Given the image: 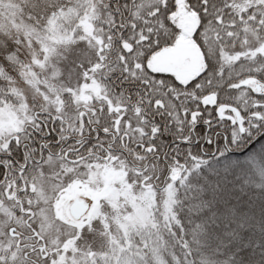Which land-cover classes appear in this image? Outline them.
Segmentation results:
<instances>
[{"label": "trees", "instance_id": "obj_1", "mask_svg": "<svg viewBox=\"0 0 264 264\" xmlns=\"http://www.w3.org/2000/svg\"><path fill=\"white\" fill-rule=\"evenodd\" d=\"M0 1L4 3L0 2L2 105L23 84L25 64L36 46L31 33L58 11L82 0ZM104 3L115 22L110 44L104 46L103 91L125 106L132 128L137 124L145 132L127 130L122 152L123 124L98 117L93 124L110 129L113 138L97 139L95 155L108 154L106 170L112 179L113 167H133L135 180L145 195L153 193L152 198L159 190L146 184L149 177L180 167L173 182L172 206L155 208L151 226L144 228L146 232L138 231L143 254L136 258L137 264H264V142L239 155L264 135V56L241 59L218 70L220 47L238 43L243 25L257 28L255 22H245L246 15L240 16L224 0H188L199 18L192 35L202 62L192 77L178 80L170 73L153 71L147 63L151 53L171 44L178 34L169 18L175 1ZM9 7L16 8L15 15L7 11ZM257 16L264 19L262 13ZM245 76H254L259 84L254 89L233 86ZM20 136L23 140L24 134ZM101 196L93 199L95 204Z\"/></svg>", "mask_w": 264, "mask_h": 264}, {"label": "rangeland", "instance_id": "obj_2", "mask_svg": "<svg viewBox=\"0 0 264 264\" xmlns=\"http://www.w3.org/2000/svg\"><path fill=\"white\" fill-rule=\"evenodd\" d=\"M104 1L82 0L68 10L58 11L46 25L31 33L29 37L36 46L30 62L25 64L23 84L13 91L14 98L0 105L2 144L21 132L26 124H32L36 116L42 118V114H49L68 118L66 110L71 111L68 115L73 116L68 118L71 121L79 117L80 121L87 120L94 125L93 120L105 116L107 123L126 124L130 133L145 132L137 124L132 128L125 106L111 101L103 91L100 75L106 64L102 62L106 55L104 46L110 44L115 22L113 12ZM174 1L169 18L178 28V34L171 44L151 53L147 63L153 71L187 80L197 73L202 62V53L192 35L199 18L189 7L188 0ZM224 1L240 16L245 14V22H255L257 28L243 25V36L238 43L220 47L219 72L238 60L264 56V19L257 16V12L264 15V0ZM7 11L16 14L15 7ZM257 84L254 76H245L233 86L254 89ZM137 113L134 109L135 116ZM71 159L59 162L47 157L39 165L34 179L37 203L33 205L32 226L54 253L52 260L45 264H98L97 257L101 260L99 264H137L136 258L140 260L139 254H143V244L138 238L142 235L138 231L146 232L144 228L151 226L155 208L172 206L173 182L180 167L174 166L169 172L153 173L149 177L146 184L151 183L159 190L152 198L153 193L145 195L135 180L133 167H126L124 163L121 169L113 167L114 177L110 178L111 172L106 170L108 162L105 163L107 153L90 157L89 164L76 156ZM72 180L78 181L74 188L69 187ZM74 192L87 196L91 208L74 220L76 225L71 227L58 217L61 210L67 211V205L63 209L56 206H59L57 201L69 198ZM101 193L104 196L95 204L93 199ZM99 241L100 247H97Z\"/></svg>", "mask_w": 264, "mask_h": 264}, {"label": "flooded vegetation", "instance_id": "obj_3", "mask_svg": "<svg viewBox=\"0 0 264 264\" xmlns=\"http://www.w3.org/2000/svg\"><path fill=\"white\" fill-rule=\"evenodd\" d=\"M64 112L70 115L71 111ZM42 115V118L36 116L32 124H26L21 132L9 137L0 147V224H3L0 264H45L53 258L51 248L47 247L43 237L32 226L33 210L37 203L34 179L39 173V165L47 157L63 162L73 160L71 158L74 156L85 159L89 164L90 157L96 154V140L101 137L113 138L110 129L90 125L87 120L80 121L79 117L71 121L68 118L73 116ZM126 129V124L121 127L122 152L126 150L123 148L127 141ZM21 133L24 134L23 140ZM77 182L72 180L69 187L74 188ZM80 193L74 192L63 201L59 200L60 193L57 201L59 206L56 207L63 209L67 205V211L61 210L58 214L63 224L73 226L74 220L79 218L70 213V205L76 198L87 203L85 213L89 212L91 201Z\"/></svg>", "mask_w": 264, "mask_h": 264}, {"label": "water", "instance_id": "obj_4", "mask_svg": "<svg viewBox=\"0 0 264 264\" xmlns=\"http://www.w3.org/2000/svg\"><path fill=\"white\" fill-rule=\"evenodd\" d=\"M233 112L237 119H239L240 115L237 109L233 108ZM88 208V205L85 201L76 198L72 204L70 205V213L73 217L78 218L82 216Z\"/></svg>", "mask_w": 264, "mask_h": 264}, {"label": "snow or ice", "instance_id": "obj_5", "mask_svg": "<svg viewBox=\"0 0 264 264\" xmlns=\"http://www.w3.org/2000/svg\"><path fill=\"white\" fill-rule=\"evenodd\" d=\"M262 142H264V135H261L257 137L255 140H252V142L248 145V147L243 149V151L239 153V155H244L248 153L250 150H256L257 145L262 144ZM262 147H264V144H262Z\"/></svg>", "mask_w": 264, "mask_h": 264}]
</instances>
